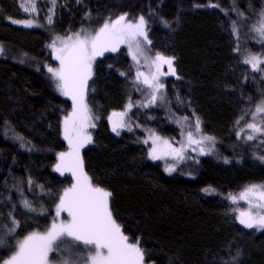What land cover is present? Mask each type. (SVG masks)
Listing matches in <instances>:
<instances>
[{"label":"trees","instance_id":"trees-1","mask_svg":"<svg viewBox=\"0 0 264 264\" xmlns=\"http://www.w3.org/2000/svg\"><path fill=\"white\" fill-rule=\"evenodd\" d=\"M49 7L40 9L37 26L24 28L18 0H0V225L19 221L0 246V262L17 239L50 227L59 197L75 183L70 172L55 170L67 149L62 121L71 102L48 71L57 68L61 47L54 37L94 32L124 15L128 22L144 17L151 44L141 38L142 44L152 55L174 58L176 74L163 78V102L131 109L130 128L115 136L110 114L134 97L130 59L120 47L94 62L86 101L98 123L80 152L84 172L111 192L113 217L139 240L144 264H264V230L242 228L230 199L264 185V135L246 138L250 115L264 100V63L259 70L244 63L250 54L264 59L253 30L264 0H55L46 22ZM178 118L186 125L198 119L199 135L213 138V150L197 162L186 155L179 173L169 175L149 157L136 125L174 143Z\"/></svg>","mask_w":264,"mask_h":264},{"label":"snow or ice","instance_id":"snow-or-ice-1","mask_svg":"<svg viewBox=\"0 0 264 264\" xmlns=\"http://www.w3.org/2000/svg\"><path fill=\"white\" fill-rule=\"evenodd\" d=\"M21 4L25 11H28L29 8L35 11V0H32L31 4L21 0ZM49 21H51V17H49ZM12 22L18 23L15 20ZM145 24L143 16H140L136 22H128L126 16L121 15L114 20L109 18L94 32L82 29L81 32L75 33L74 37L69 36L66 40L57 37L61 44V47L57 49L58 55L56 56L60 67L49 68L48 71L57 80L56 86L61 94L72 100L73 109L63 122L64 139L68 142L69 151L59 153L60 162L56 165L55 170L61 175L64 172H70L75 183L64 189L63 194L59 197L56 218L60 217L61 212H66L69 219L57 222V219L54 218L50 227L43 232L33 231L23 239H17L12 246V254L0 264H53L50 255L54 252L61 254V258L56 264H144V251L140 247L139 240L131 241L113 217L109 207L111 192L94 184L84 172L80 149L85 144L92 142L91 136L85 131L86 128L95 127L90 122L92 117L89 115V109L85 103V91L88 86L87 82L92 76L93 62L97 56H102L105 52H115L123 44L127 46L128 54L136 65L139 66L140 60L143 58L145 62L143 66L148 67L150 72L146 75L138 67L136 80L140 81L143 77L142 83L153 89L151 103H155L156 92L163 87L159 82V77L165 74H176L173 67L174 58L165 57L159 53L150 57L148 50L142 46L141 38L147 44H151L145 31ZM25 26L30 27L31 22L29 21ZM253 30L258 33L260 42H264V12L260 14L259 20L253 25ZM52 46L55 48V41ZM244 63L250 64L253 70H259L257 66L264 63V59L250 54ZM165 64L168 67V73L161 71ZM153 68L154 71H151ZM128 107L130 108L131 104ZM261 113H264V100L256 105L253 121H255L256 115ZM123 115L125 113H113V116L122 117ZM121 126H123L122 121L113 122V131L115 132L117 127ZM247 128L252 132L247 135L248 140L255 139L254 134L256 133L264 135V127L258 126L255 122L247 124ZM195 132H200L198 119L195 124ZM117 134L119 133L117 132ZM212 139L203 137L197 140L192 131L187 133L189 145L193 143L200 145L203 140ZM152 145L149 155L153 160L165 157L184 159L185 149L183 146L179 149L174 148L168 140H162L155 134H152ZM200 151L203 154V147ZM259 159L264 161V156ZM174 170L172 166L166 168L168 172ZM230 199L233 203H237L239 199L248 204V210L239 213V222L242 225L246 228L264 229V185L246 186L239 196L233 195ZM24 206L29 211H36L27 200L24 201ZM18 227L19 221L14 218L10 225H0V229L4 230L0 232V246L7 243L6 236H15ZM63 253H68V257L65 258Z\"/></svg>","mask_w":264,"mask_h":264},{"label":"rangeland","instance_id":"rangeland-1","mask_svg":"<svg viewBox=\"0 0 264 264\" xmlns=\"http://www.w3.org/2000/svg\"><path fill=\"white\" fill-rule=\"evenodd\" d=\"M25 3H28V4H31L32 0H24ZM50 5L51 7H49L47 9V12L46 13V22H51L49 21V17H51L52 15V12H53V8H52V5H53V0H35V11H32L31 8H29L28 11H25L24 10V7H22V4H21V0H18V5H19V8L21 10V13L22 15L24 16V19L22 21V26L21 27H28V28H33L36 25V18L39 17V12H40V9H42V6L43 5ZM44 13V14H45ZM31 22V26H25L28 22ZM16 24V23H14ZM259 37V36H258ZM260 38V37H259ZM57 40V37H54V40ZM60 42V41H59ZM142 46L148 50V55L150 57H154L155 55H152V53L150 52L149 48L146 47L145 45L142 44ZM120 47H123L127 54H128V48L126 45H121ZM119 47V48H120ZM0 50H1V47H0ZM56 53V52H55ZM113 53V52H112ZM57 54V53H56ZM129 56V59H130V67L132 68V72H133V94H134V97L132 98V101L128 102L127 105L125 106V108L122 110V111H116V112H113V113H125V115H123L122 117L121 116H113V113L110 114V123H111V126L113 128V122L115 121H122L123 123V126L121 127H117V130L114 132L113 129H112V133L115 135V136H120L122 133L124 132H127L126 130H128L130 128V123L127 121V114L129 113V111L133 108H142V107H149V106H152V105H156V104H161L163 102V87L158 91L156 92V101L155 103H151V97H152V92H153V89L151 88H148L146 85H144L142 83V80H143V77H141L140 81H137L136 80V72H137V68L139 67V70L141 72H144L146 75L149 74L150 72V69L148 67H145L143 66L144 65V59L141 58L140 60V65H136V63L132 60L131 56L128 54ZM55 57V56H54ZM100 56H97L94 60V62L99 58ZM56 59V57H55ZM57 63H56V66L57 68L60 67V62L56 59ZM94 62H93V65H92V76L91 78L93 77V66H94ZM263 65V64H262ZM151 71H154V68L151 69ZM161 71L163 73H167V69H166V64L162 66L161 68ZM167 74L165 75H161L159 77V82L162 84V81H163V78H165ZM91 78L88 80L87 82V85L89 84ZM163 85V84H162ZM90 90L88 89V86H87V89L85 91V103L87 104V95H88V92ZM61 95L62 97L64 98H67L68 100H70L71 102V108L70 110L67 112V114L64 116V118L72 112V109H73V102L72 100L65 96V95H62L61 93L59 94ZM131 104V107L129 108L128 105ZM88 106V104H87ZM89 109V108H88ZM255 113V110L254 112H252V114L250 115V118L249 120L251 121L250 123H253L255 122L258 126L260 127H264V124H262V121H264V113H261V114H258L256 115V119L255 121H253V114ZM89 115L92 117L91 119V123L95 125V127H87L86 128V133L88 135L91 136V138H93V133H94V130L96 129L97 127V123H98V117L97 116H93L89 110ZM64 118H63V121H62V129L64 131ZM177 122L179 123V127L178 125L175 123V121H173L174 125L178 127L179 129V140L177 142H174V143H171L169 139H167L166 137H163V136H159L158 134L154 133L153 131L149 130L148 128L144 127V126H141V125H136V128L137 130H139L142 134H143V142L145 143V141H147V143H145L147 146H148V154L150 153V150L152 148V134H155V136H158L160 137L162 140H168L169 143L172 145V147L174 148H181L182 146L184 147L185 151H184V158L186 155H189L191 157L192 160H194L195 162H197L200 158H204L206 157L208 154H210L213 150V140H203L202 144L200 145H197L195 143L189 145L188 144V141H187V133L189 131H192L193 134H194V138L197 139V140H200L202 139L203 137H209V136H204L200 133H196L195 132V125H186L187 123V120L188 119H176ZM250 134H252L251 132V129H248ZM117 132L119 134H117ZM243 134V133H242ZM255 136L257 135H262L260 133H256L254 134ZM247 136V135H246ZM65 140V139H64ZM65 143L67 145V149L65 152H68L69 151V147H68V142L65 140ZM92 143V142H91ZM91 143H87L85 144L81 149H80V152H82L86 146L88 145H91ZM264 146V145H263ZM201 147H203L204 149V152L203 154L201 153L200 149ZM150 157V155H149ZM151 158V157H150ZM151 160L153 162H159L162 164V167H163V170L165 171V173L169 174V175H172V174H177L179 173V168L181 167V163L183 162V159L182 160H177V159H173L172 157H165L163 159H157V160H153L151 158ZM169 166H172L174 167V171L172 172H168L166 171V168L169 167ZM190 176V175H189ZM239 196V194H238ZM233 206H234V210H235V218H236V221L237 223L244 229L246 230H253V231H261V230H264V229H257V228H246L244 225H242L240 222H239V213L241 211H247L248 210V204L244 201V200H239L237 201V203H233ZM253 211H255V209H253ZM60 219V218H59ZM69 219V218H68ZM64 219H60L58 221H62ZM23 239V238H22ZM82 248V246H80ZM54 254V257L51 258V256ZM64 257L67 258L68 257V253H63ZM61 258V254L59 253H52L50 255V259L53 261V264H56L57 261H59ZM8 259V258H7Z\"/></svg>","mask_w":264,"mask_h":264}]
</instances>
